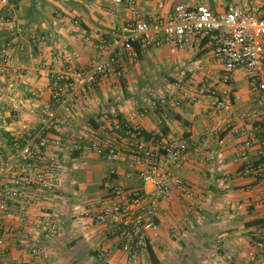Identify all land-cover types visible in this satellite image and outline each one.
<instances>
[{
	"label": "crops",
	"instance_id": "crops-1",
	"mask_svg": "<svg viewBox=\"0 0 264 264\" xmlns=\"http://www.w3.org/2000/svg\"><path fill=\"white\" fill-rule=\"evenodd\" d=\"M262 5L264 0H247ZM13 7H0V47L10 46L11 67L0 74V163L12 162L27 134L39 129V115L56 108L58 127L47 135L39 159H52L58 181L52 191L30 189L21 181L15 186L12 169L0 172V187L16 190L18 196L0 204V228L4 253L0 264H211L208 254L219 250L221 264H247L246 253L260 236L264 218V180L235 173L238 143L244 138L223 132L227 122L254 108L264 121V92L257 97L241 74L227 86L220 81L221 62L207 38L191 39L181 49L162 46L147 49L137 60L123 58L124 76L101 80L65 106L52 104L49 83L53 74L72 68H86L95 56V34L120 33L129 20L124 5L108 12L110 0H10ZM140 17L164 16L177 3L203 4L214 12L223 10L220 0H133ZM15 26L8 30L6 20ZM79 21L78 28L74 21ZM92 37L85 41V37ZM214 89L232 105L213 113V98L200 95V87ZM123 89V93H122ZM133 89L156 97L136 98ZM146 90V91H145ZM155 96V95H154ZM198 99L192 102L190 97ZM176 103V106L172 104ZM121 120L159 140L184 139L187 158L177 176L192 192L185 199L178 191L170 202L160 203L158 236L154 243L129 261L105 228L86 215L90 204L106 195V185L139 188L142 183L131 159L108 163L91 149L95 141H107L125 152L111 134ZM261 123L253 132L258 135ZM247 131L250 126L240 127ZM215 131L223 143H217ZM256 145L249 158L256 159ZM199 153L206 156L200 161ZM114 170L113 175L109 171ZM30 200L20 220L18 202ZM227 202V204H224ZM48 218L49 220H46ZM185 220L182 222V220ZM48 224V225H45ZM37 245V258L29 250ZM106 253H99L100 248Z\"/></svg>",
	"mask_w": 264,
	"mask_h": 264
},
{
	"label": "built area",
	"instance_id": "built-area-1",
	"mask_svg": "<svg viewBox=\"0 0 264 264\" xmlns=\"http://www.w3.org/2000/svg\"><path fill=\"white\" fill-rule=\"evenodd\" d=\"M223 10L214 12L203 4L188 6L175 4L164 16L140 17L133 0H110L108 12L113 13L116 6L124 5L129 10V20L120 28V33L95 34V56L86 68H70L63 73L53 74L50 78V100L55 107L64 106L67 100L75 97L81 101L86 93L99 81L117 80L124 76L123 58L137 60L140 53L147 49L169 46L183 48L188 41L207 38L213 55L221 62L220 81L229 86L237 74H241L250 91L257 97L264 92V3L250 4L247 0H220ZM0 7H13L10 0H0ZM8 30L15 28L9 19ZM76 28L79 21L75 20ZM92 37H85L91 41ZM10 46L6 43L0 47V74L11 67ZM200 95L213 98L211 111L217 113L228 111L232 105L229 98L218 95L214 89L200 87ZM190 100L198 99L191 96ZM176 106V103L172 104ZM235 123L227 122L223 132L231 136L244 138L238 143L235 162L239 168L235 175L254 177L264 180V121L257 108L235 117ZM247 124L250 129L240 127ZM261 123L259 134L253 132L255 124ZM58 121L56 108H45L39 115V129L35 134H27L23 145L18 146L14 161L0 163V172L4 167L12 169V180L15 186L21 181L30 189L38 188L52 191L58 181V169L52 159L46 165L39 164V159L47 144V135L56 130ZM112 136L127 147L125 152L116 149L107 141L91 143L93 152L104 162L115 163L128 156L142 183L139 188L109 186L106 182V195L98 203L86 208V215L96 224L103 226L106 235L118 243V248L129 261L150 247L158 236L157 213L160 203L170 202L172 193L178 191L185 199L192 197L187 183L181 180L176 172L180 170L187 158L188 144L184 139L145 141L140 137V130L132 127L127 121H118L111 130ZM217 143L220 132L215 131ZM256 145V159L249 158V151ZM200 161L206 156L199 153ZM114 174V170L109 171ZM18 192L0 187V204L6 198H15ZM21 197V196H19ZM30 200L21 197L18 202L20 220L24 219L26 207ZM227 204V202H224ZM49 220L48 218H45ZM185 220L183 219L182 222ZM45 225H48L45 223ZM4 239L0 228V254L4 253ZM99 253L105 254V248ZM31 257L37 258L39 249L33 245L29 250ZM211 264H221L217 248L208 254ZM247 264H264V218L261 234L251 244L246 253Z\"/></svg>",
	"mask_w": 264,
	"mask_h": 264
},
{
	"label": "trees",
	"instance_id": "trees-1",
	"mask_svg": "<svg viewBox=\"0 0 264 264\" xmlns=\"http://www.w3.org/2000/svg\"><path fill=\"white\" fill-rule=\"evenodd\" d=\"M140 137L143 138L145 141H154L159 139L160 136L158 135L152 136L140 130ZM149 257H150V264H157V261L152 253L149 254Z\"/></svg>",
	"mask_w": 264,
	"mask_h": 264
},
{
	"label": "rangeland",
	"instance_id": "rangeland-1",
	"mask_svg": "<svg viewBox=\"0 0 264 264\" xmlns=\"http://www.w3.org/2000/svg\"><path fill=\"white\" fill-rule=\"evenodd\" d=\"M146 91V90H145ZM124 91H123V89H122V93H123ZM155 95V96H154ZM157 95H160V93L158 94V92L157 93H149V94H147L146 92H144V90H142V89H137L136 91H135V89H133V96L134 97H136V98H148V97H150V98H153V97H156Z\"/></svg>",
	"mask_w": 264,
	"mask_h": 264
}]
</instances>
